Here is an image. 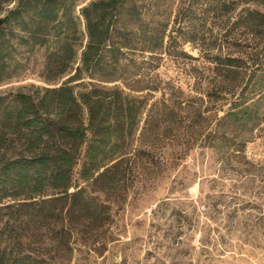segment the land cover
Returning a JSON list of instances; mask_svg holds the SVG:
<instances>
[{
	"label": "trees",
	"instance_id": "16d2710c",
	"mask_svg": "<svg viewBox=\"0 0 264 264\" xmlns=\"http://www.w3.org/2000/svg\"><path fill=\"white\" fill-rule=\"evenodd\" d=\"M176 3L0 0V86L25 79L17 47L44 51V85L0 92V264H71L73 238L109 223L111 205L100 197L126 179L133 140L175 113L172 87L156 70L166 56L190 58L181 46H207L214 77L247 79L206 89L210 102L225 101L217 126L264 124V11L231 16L264 0ZM198 15L218 28L204 31ZM238 28L252 38L223 54L220 41ZM217 132L208 138L226 135Z\"/></svg>",
	"mask_w": 264,
	"mask_h": 264
},
{
	"label": "rangeland",
	"instance_id": "374dc122",
	"mask_svg": "<svg viewBox=\"0 0 264 264\" xmlns=\"http://www.w3.org/2000/svg\"><path fill=\"white\" fill-rule=\"evenodd\" d=\"M243 8L264 11V5L241 4L231 16ZM201 17L196 22L201 29L206 25L204 31L218 28ZM249 38L238 28L220 41L226 42L223 54H235V48H228L232 41L245 45ZM180 49L190 58L166 56L156 70L172 87L175 113L133 140L126 179L100 197L111 205V219L103 228L85 229L73 238L71 264L78 257L80 264H264V124L255 129L217 126L225 101L205 97L215 83L247 79L214 77L203 52L207 46ZM27 50L17 47L14 53L25 64L20 74L25 79L0 86V92L44 85L38 79L44 51ZM215 129L226 135L214 134L210 140Z\"/></svg>",
	"mask_w": 264,
	"mask_h": 264
},
{
	"label": "water",
	"instance_id": "95a60500",
	"mask_svg": "<svg viewBox=\"0 0 264 264\" xmlns=\"http://www.w3.org/2000/svg\"><path fill=\"white\" fill-rule=\"evenodd\" d=\"M2 24H3V21L0 19V26H2Z\"/></svg>",
	"mask_w": 264,
	"mask_h": 264
}]
</instances>
